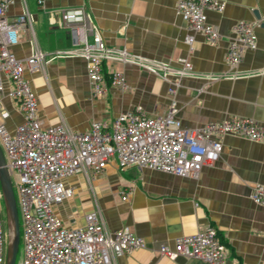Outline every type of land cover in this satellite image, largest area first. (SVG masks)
Returning <instances> with one entry per match:
<instances>
[{"label": "crops", "instance_id": "0c3cea01", "mask_svg": "<svg viewBox=\"0 0 264 264\" xmlns=\"http://www.w3.org/2000/svg\"><path fill=\"white\" fill-rule=\"evenodd\" d=\"M224 1L223 11H207L209 23L220 34L213 45L177 13L178 0H12L7 12L11 21L24 11L33 18L13 53L28 58L35 41L49 60L41 70L25 71L37 94L43 126L64 124L85 132L93 122L110 125L138 107L149 116L164 115L173 101L186 129L231 117L253 118L264 125V0ZM79 6L86 8L109 47L126 48L176 68L188 60L193 74L181 79L173 96L160 77L135 65L106 62L104 74L123 72L127 86H110L106 95L95 97L83 59H51L57 50L73 47L70 32L59 26V10ZM241 21L254 25L257 48L244 54L237 77L213 79L234 72L226 55L232 29ZM189 35L194 37L192 47L185 41ZM10 87L5 80V90ZM1 101L0 122L14 132L23 122L18 103L6 92ZM221 141L220 159L204 166L198 178L120 168L116 158L101 175L72 176L68 182L75 194L56 208L57 214L67 226H85L86 215L98 206L109 230L129 226L145 239L147 248L120 257L116 264H209L183 256L172 260L157 252L161 245L173 247L178 237L209 226L227 245L228 264H264V204L251 199L255 184H264V143L232 134Z\"/></svg>", "mask_w": 264, "mask_h": 264}, {"label": "built area", "instance_id": "2783aa9c", "mask_svg": "<svg viewBox=\"0 0 264 264\" xmlns=\"http://www.w3.org/2000/svg\"><path fill=\"white\" fill-rule=\"evenodd\" d=\"M11 3L12 0H0V113L1 97L6 92L18 103L23 122L14 132L0 122V146L18 191L24 240L21 264H116L120 257L147 248L145 239L129 226L109 230L98 206L86 215L85 226H67L56 208L74 196L75 189L68 182L72 176L101 175L109 161L116 158L120 168L134 166L198 178L204 166L220 159L223 136L232 134L264 143V125L253 118L231 117L196 129L183 128L177 118L175 101L164 115L149 116L138 107L118 115L110 125L93 122L85 132L74 131L64 124L43 126L37 94L25 71L41 70L49 60L35 41L31 43L32 53L28 58L15 56L12 48L19 43L22 31L32 24L33 18L24 11L11 21L7 15ZM225 6L224 0H178L176 10L192 31L202 34L214 45L220 34L209 23L207 11L221 12ZM59 15V26L70 32L73 47L57 50L51 59H83L95 97L106 95L110 86L121 89L127 86L123 72L114 71L108 77L104 74L106 62L135 65L160 77L169 83L168 92L173 96L181 79L193 74L188 60H182L181 68H176L164 61L133 54L126 48L109 47L84 6L62 8ZM185 41L192 47L194 37L189 35ZM256 48L254 25L238 22L232 29L226 55V62L234 72L213 79L237 77L235 71L244 54ZM5 80L11 86L8 91ZM251 199L264 204V184H255ZM1 202L0 186V264H5L8 233L1 215ZM157 252L172 260L183 256L209 264H228L229 257L227 245L211 226L193 235L178 237L173 247L163 244Z\"/></svg>", "mask_w": 264, "mask_h": 264}, {"label": "water", "instance_id": "95a60500", "mask_svg": "<svg viewBox=\"0 0 264 264\" xmlns=\"http://www.w3.org/2000/svg\"><path fill=\"white\" fill-rule=\"evenodd\" d=\"M0 186L2 201L6 213V226L8 233V244L5 264H16L17 254L20 245V219L12 177L6 166L3 150L0 146Z\"/></svg>", "mask_w": 264, "mask_h": 264}, {"label": "rangeland", "instance_id": "374dc122", "mask_svg": "<svg viewBox=\"0 0 264 264\" xmlns=\"http://www.w3.org/2000/svg\"><path fill=\"white\" fill-rule=\"evenodd\" d=\"M12 183H13L16 198L18 199V191H17V188L15 186L14 176L12 177ZM1 215H2L3 220L6 223V213H5V207H4L3 201L1 202ZM19 219H20V225H21V235H20V245H19V251L17 254L16 264H21L23 257H24V240H23V229H22V217L20 215V212H19Z\"/></svg>", "mask_w": 264, "mask_h": 264}]
</instances>
